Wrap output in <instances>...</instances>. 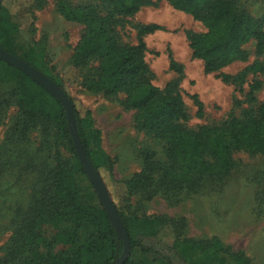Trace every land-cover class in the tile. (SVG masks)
Masks as SVG:
<instances>
[{
  "label": "trees",
  "instance_id": "16d2710c",
  "mask_svg": "<svg viewBox=\"0 0 264 264\" xmlns=\"http://www.w3.org/2000/svg\"><path fill=\"white\" fill-rule=\"evenodd\" d=\"M173 8L190 14L205 32L188 31L186 37L193 57L202 61L205 73L218 72L235 61H245L244 46L255 43L257 55L264 54V15L252 17L233 0H166ZM69 6L59 2L65 18L83 25V32L70 58L80 84L89 92L107 97L123 94L127 107L135 109L138 127L161 140L165 159L154 153H140L142 167L126 181L130 196L145 200L157 193H195L206 184L226 175L233 166L232 154L246 150L264 155V98L255 108L241 115H229L222 123L187 129V114L175 82L163 88L151 81L145 60L143 36L161 27L138 25V41L123 44L117 26L125 17L137 13L150 0H97ZM0 48L42 72L64 92L72 107L76 132L86 157L98 172L128 236V254L122 264H252L242 251L234 250L219 239L191 238L183 234L184 219L164 215L126 214L117 206L108 188L112 160L101 147V133L94 125L92 111L81 109L62 82L49 74L31 57V48L20 42L8 11L0 0ZM169 67L181 73V66L170 57ZM264 72L254 62L235 76L220 74L223 82L241 84L247 73ZM12 83L1 104L9 101L18 107V118L8 129L6 142H22L27 133L39 128L46 143L52 137L55 147L63 146L67 158L55 148L43 153L36 192L22 211L12 234L5 264H115L124 245L101 203L82 201L76 174L83 170L68 129L62 104L23 72L0 60V84ZM252 81L248 99L256 100L260 88ZM201 116V103L192 97ZM43 144V142H42ZM4 145H6L4 143ZM171 233V254H163L144 244L141 237L157 238ZM138 254L137 259L134 255Z\"/></svg>",
  "mask_w": 264,
  "mask_h": 264
},
{
  "label": "rangeland",
  "instance_id": "374dc122",
  "mask_svg": "<svg viewBox=\"0 0 264 264\" xmlns=\"http://www.w3.org/2000/svg\"><path fill=\"white\" fill-rule=\"evenodd\" d=\"M2 1L19 41L31 48V57L62 82L82 110L92 111L94 125L101 133V147L112 160L108 188L119 209L137 216L184 219L182 232L187 237L217 238L234 250L244 252L252 264H264V155L246 150L233 152V166L226 175L195 193H157L149 200L139 194L129 196L125 183L133 173L140 171V153L149 150L155 159L163 161L164 145L138 127L136 110L126 106L123 94L107 97L100 92L87 91L80 84L77 71L70 67L83 25L59 13V2L74 7L98 3L97 0ZM233 1L254 18L264 15V0ZM150 2L134 15L122 19L117 26L118 38L123 44H135L138 25L161 27L143 36L145 60L155 86L163 88L169 82L176 83L187 114V129L217 125L229 115L239 117L245 109L258 105L264 98V72L247 73L241 84L226 83L220 78V74L238 75L254 62L264 66V54H256L254 42L244 46L245 61H235L218 72L205 73L202 61L193 57L186 37L188 31L205 32L204 26L166 0ZM170 57L181 66V73L170 69ZM254 80L260 81L261 86L254 93L256 100L251 102L249 86ZM13 85L0 84V100ZM193 96L201 103V116L197 115ZM18 113L15 103L9 101L5 105L0 101V264H5L4 257L22 211L38 189L37 166L43 161V153L57 148L65 158L70 154L61 144L55 147L51 136L46 143L39 128L29 131L17 145L13 141L6 142L7 131L16 122ZM75 179L82 201L97 205L99 200L89 179L79 173ZM140 238L163 254L172 253L169 231L157 238ZM138 257L134 255L135 259Z\"/></svg>",
  "mask_w": 264,
  "mask_h": 264
},
{
  "label": "water",
  "instance_id": "95a60500",
  "mask_svg": "<svg viewBox=\"0 0 264 264\" xmlns=\"http://www.w3.org/2000/svg\"><path fill=\"white\" fill-rule=\"evenodd\" d=\"M0 60L6 62L7 64L11 66H14L15 68L23 72L31 80H33L36 84L41 86L44 90L50 93L53 97H55L62 104L65 114H66L70 136H71L76 154L80 162L82 163L83 170L85 174L87 175L97 195L99 203H101L102 206L104 207L110 222L113 224L114 228L118 232L119 237L122 239L124 248H123L122 254L116 260V263H115V264H122L125 256L128 254V236H127L124 226L122 225L120 221L116 208L107 193L106 187L104 186L98 172L94 169V167L92 166V164L86 157V154L84 152V149L80 143V140L76 132L73 114H72V107H71L69 100L67 99L64 92L60 89V87L56 83H54L51 79H49L47 76H45L42 72L30 66L24 60L9 54L8 52L4 51L2 48H0Z\"/></svg>",
  "mask_w": 264,
  "mask_h": 264
}]
</instances>
